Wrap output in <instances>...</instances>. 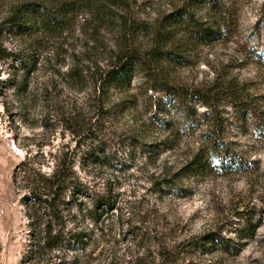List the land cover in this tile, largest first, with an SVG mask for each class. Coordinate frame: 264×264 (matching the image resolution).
<instances>
[{"label": "rangeland", "instance_id": "obj_1", "mask_svg": "<svg viewBox=\"0 0 264 264\" xmlns=\"http://www.w3.org/2000/svg\"><path fill=\"white\" fill-rule=\"evenodd\" d=\"M20 1L0 0V21ZM182 7L221 37L184 42L181 62L136 72L128 91L111 89L104 106L93 79L79 90L63 76L78 51L105 63L116 49L118 32H94L84 14L72 20L67 45H45L27 87L0 86V264H264V222L251 237L242 231L248 220L264 221V0H130L123 15L136 28L132 43L148 51L155 24ZM3 40L27 52L21 38ZM19 56L1 63L0 79L20 83ZM229 78L250 94L253 110L210 98L219 127L206 120L205 100L179 104L166 90L203 91ZM208 131L246 168L226 172L217 152L212 169L189 174ZM64 158L73 181H61L54 212L33 195ZM48 225L62 239L54 248L42 247ZM213 233L230 239V250L207 242Z\"/></svg>", "mask_w": 264, "mask_h": 264}, {"label": "trees", "instance_id": "obj_2", "mask_svg": "<svg viewBox=\"0 0 264 264\" xmlns=\"http://www.w3.org/2000/svg\"><path fill=\"white\" fill-rule=\"evenodd\" d=\"M195 1V0H193ZM204 1V0H198ZM215 3V2H214ZM130 9V0H24L17 3L8 15L0 21V76L2 62L15 58L20 62V69H23L21 81L11 77L5 80L0 79V86H15L19 90L27 87L29 79L33 72L38 70L40 56L47 43H58L55 48H63L68 44V37L71 26L74 27L72 20L75 15L84 14V25L92 28L94 32L99 33L105 26L118 32V40L115 44L113 55L105 63L93 61L85 55L86 50L78 51L75 54L72 65L63 73V76L71 87L83 89L87 86L88 81L93 79L95 91L99 92L98 99L104 106L108 100V94L111 89L116 92L126 93L131 87L133 76L139 71H148L149 69L160 68L164 72L163 62H181L184 42L193 44L209 43L221 37L220 29L215 25H209L207 21L194 16V13L185 7L179 8L160 18L152 29V34L156 37L152 47L148 50H142L134 45L133 36L135 37V25L123 15L124 11ZM122 13V14H121ZM180 28L185 40L176 36L175 29ZM8 33L21 38L27 44V52L18 50H8L4 45V34ZM177 40L178 44L174 43ZM173 45L168 47V44ZM69 47V45H68ZM22 52V53H21ZM50 58L48 61L55 59V49L48 51ZM91 63V64H90ZM90 64V65H88ZM165 75V73H164ZM10 76V75H9ZM9 84V85H8ZM166 90L170 93L173 100L179 104H186L185 101L193 100L194 97L205 100V105L210 110V116L206 120L213 123L214 127H219L218 116L215 115L212 99H226L236 109L240 111L252 112L253 102L249 99L250 94L242 85L233 78L216 80L207 90L196 92H185L173 85L168 84ZM2 93H0L1 95ZM126 97H121L116 103L119 105ZM129 100V99H128ZM119 112V111H118ZM122 112V111H120ZM187 115H189L187 113ZM164 128L169 129L167 121L161 120ZM258 129L259 137L264 140V124ZM215 130V129H214ZM203 143L199 146L197 152L188 161L185 169L189 174L204 175L213 165L220 155L224 153V159L221 166L226 172H233L246 168V162H243L231 154L222 144L218 134L208 131L203 135ZM62 165L49 175L42 176L45 181V191L34 193V200L46 203L47 208H52L55 212L58 207L61 181H73L71 163H67L64 158ZM263 220H258L255 224L248 220L246 227L242 229L244 234L251 237L256 229L263 224ZM45 242L42 247L54 248L62 239L54 234L51 225L45 229ZM207 242L215 244L218 248L225 251L230 250V239L213 233L207 237ZM2 252V243L0 241V254ZM1 256V255H0Z\"/></svg>", "mask_w": 264, "mask_h": 264}]
</instances>
